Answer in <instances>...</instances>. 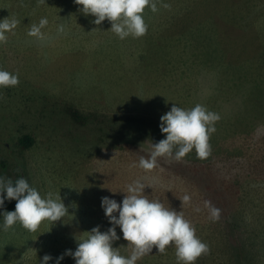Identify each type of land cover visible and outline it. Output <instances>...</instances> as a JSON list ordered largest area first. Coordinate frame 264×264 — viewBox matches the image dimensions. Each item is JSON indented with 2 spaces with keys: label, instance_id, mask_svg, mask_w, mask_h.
Returning a JSON list of instances; mask_svg holds the SVG:
<instances>
[{
  "label": "rangeland",
  "instance_id": "374dc122",
  "mask_svg": "<svg viewBox=\"0 0 264 264\" xmlns=\"http://www.w3.org/2000/svg\"><path fill=\"white\" fill-rule=\"evenodd\" d=\"M181 1L178 6H171L172 0L154 1L156 5L160 4L157 14H163L158 19L161 33L152 35L151 26L139 42L133 37V40L128 39L131 35L123 40L113 35V40L107 39L111 43L106 44L99 43L102 40L97 37H89L94 26L99 25L80 11L82 6L73 0H46L44 3L0 0V20L7 17L18 21L16 28L7 33V41L0 43V69L17 74L19 78L17 86L0 88V176H22L42 198L49 192L60 194L68 208L61 221L52 224L44 220L35 232L23 228L19 222L7 230L0 228V264H39L45 254L53 257L48 264H55L56 257L66 249L75 250L77 239L85 238L87 231L96 225L102 232L106 231L101 198L108 196L118 200L122 185L142 171L133 166L138 164L141 152L133 150L132 143L137 138L141 141L160 133V117L174 104L184 109L201 104L211 112L217 109L224 113L225 110L228 115L232 107L224 103L223 109L221 100L214 98L217 96L211 95L213 99L209 101L201 82L194 87L192 100L180 104L179 94L185 89L182 84L172 100L161 89L165 68L159 72L153 60L158 66V58L169 59L173 53L179 54L175 51L179 38L184 40L190 35L199 38L203 34L200 23L189 25L187 21L196 22L195 17L202 19L205 14L221 18L222 13L233 12V3L239 1L234 7L240 13H248L249 22L225 23L224 29L227 37H234L233 45H248L253 38H258L252 30H264V19L257 18L264 13V0ZM152 12L150 8L147 14L151 16ZM144 15L147 24L150 20L147 22L145 10ZM42 17H47L48 24L42 29L45 38L40 40L29 36L28 32ZM61 25L64 30L58 32ZM177 25L184 26V33L178 35L181 37H174V32L168 36L169 30H176ZM245 29L248 34L242 39ZM143 49L151 51L153 60L149 56L145 60L140 56ZM181 57L182 60L172 62L184 61L177 70L181 68L182 74L187 75L190 69L186 59L189 57ZM209 61L216 62L214 59ZM215 66L222 68L217 62ZM204 69L197 66L195 71L200 75ZM199 78L208 84L207 80ZM255 79L250 73H243L241 80H245V85L248 81L249 85L233 94L247 91V108L253 105L259 109L264 107V76L261 81ZM232 105L233 100L230 101ZM129 116L134 117L128 119ZM227 127L222 126L224 130ZM24 134L34 137L35 144L22 151L18 141ZM215 142L211 133L209 144ZM249 143L250 150H246L249 154H245L243 161H227L228 154L218 159L224 169L239 177L240 184L254 172H251L255 167L253 158L260 153L258 149L254 150L255 143ZM262 144L264 148V140ZM262 151L264 155V149ZM149 173L158 178L166 175L162 165ZM116 190L112 196L111 191ZM195 202L191 200L185 207H192ZM225 206L234 217L222 211V222H213L209 217L206 221V235L213 226L222 234L227 231L226 239L217 237L215 241H209L212 255L209 252L202 254L205 261L211 259L207 264H233L234 261V264H248L252 259L256 264H264V199L241 198L229 201ZM200 240L207 245L206 238ZM226 242L231 243L228 247L230 256L233 254L232 263L225 259L229 256L228 247L227 251L222 249ZM60 264H70V256L66 255Z\"/></svg>",
  "mask_w": 264,
  "mask_h": 264
},
{
  "label": "trees",
  "instance_id": "16d2710c",
  "mask_svg": "<svg viewBox=\"0 0 264 264\" xmlns=\"http://www.w3.org/2000/svg\"><path fill=\"white\" fill-rule=\"evenodd\" d=\"M172 1H174V3L171 2V6H178L182 2L181 0ZM237 4L233 3V12L222 13L221 18H215L216 16L205 14L203 15L204 17H202V19H197L195 17L194 21L196 22L184 20L187 21L186 23H189V25L193 23H200L201 32H203V34L198 36L200 39L191 35V37L187 36V38L184 40L179 38L180 41H178L176 46L177 48L175 47V51L179 54L173 53V57L170 56L169 59L158 58V66H156L155 60L152 59L153 57L150 50L146 51L143 49L142 53L140 54V56H143L144 60L147 59V56H149V59L153 60L154 67L159 72L160 70L164 71L165 68L163 81L160 82L162 84L161 89L167 92V94L171 96V99L172 96L174 97L175 93L180 90L178 87L182 84L183 87L185 85V89L184 93L179 94L180 104L192 100L191 95L194 92V87L198 86L199 82H201L202 88L206 90L205 96H209V101L213 99L211 95L217 96L214 98H219L221 100L223 103L222 107L224 103L228 107H232L229 109L230 112L228 115L225 110L224 113H220L217 109L213 111L219 115L220 119L214 124L215 131L212 133L216 142L211 145L209 144L210 155L207 157V161H205L206 158H197L195 149L186 154V156L180 161L169 160L166 157H160L158 158L157 165H162L165 167V177L158 178L155 175H151L149 171L142 169V171H139L138 174L131 180L129 179V183L127 182L130 184L137 179H142L145 183L152 184V188L150 186L145 188V195H147L150 200H159L166 208H173L176 211L182 212L184 218L188 220L195 228L196 236L199 239L202 237L206 238L208 242V252L210 255H212V251L210 249L209 241H215L217 237L226 239L225 235L227 234V231L222 234L221 231L217 230L213 226L211 227L212 229L210 230L209 234L206 235V221L208 220L209 214L208 210L204 208V201H211L213 206L220 209V213L222 211H227L226 214L228 213L230 217H234V215L229 212V208L225 206L229 201L238 200L241 198L248 200L264 199V155H262V150L264 149L262 144V140H264V107H259L258 109L252 105L247 108V101L245 97L247 91L233 94V91L242 90L249 85L248 81H246L245 85V80H241L243 73L248 72L256 78L255 80L260 79L259 81H261V77L264 76V30H252V32L258 34V38H253V40L249 42L248 45L246 44L243 47H237L236 45H233L234 37L231 39V37L226 36L227 30L224 29L225 23L230 25L231 23L235 22L240 24H247L249 22V14L245 12L240 13L237 7H234V5ZM243 5L247 6V3H244ZM144 10L146 12L147 22L150 20L146 25L147 27L152 26V35L155 36L157 32L161 33L162 31L158 30L159 26H161L158 24V19L161 18L163 14L159 16L160 14H157L159 11L158 9L156 12H152V15L150 16L149 13L147 14V11L150 10V8L146 7ZM89 17L91 21H94L95 18L92 15L89 14ZM171 17L172 15L169 16V19ZM143 18H145V15ZM257 18L264 19V13H261ZM182 21L183 20H180V22ZM163 22H165V20H163ZM256 22L257 19L253 23ZM109 23L110 22L108 20H105L99 24V26H94L89 37H97V40H102L99 43L105 42L106 44H110L111 42L107 39L110 38L113 40V35L116 36V34L111 30V25ZM204 25H206L205 28L203 27ZM177 26L178 27L176 30H169L168 36L169 33L174 32V37H181L178 35H182L184 33V26L183 28H181L179 25ZM99 27L101 30H98ZM246 31L247 29H245V31L241 34L242 39L247 37H245V35L248 34ZM133 38L131 36L128 39L133 40ZM141 38H143V36L134 38V40L139 42L141 41ZM147 52L149 54H147ZM181 53L183 55H180ZM174 56H176V58ZM181 56L189 57L186 59L188 60L187 67L190 69L187 75L182 74L181 68L180 71L177 70L179 64L184 61L172 62L175 61V59L182 60ZM202 58H204L205 61H201ZM209 59H214V61H216L218 65L220 64L222 68L216 67V62L213 63L212 61L211 63ZM197 66H201L202 68L205 67V69L200 74L203 76H200L196 73L197 70L195 71V68L197 69ZM183 69H185V66ZM162 73L164 74V72ZM199 77L207 80L208 84L211 83V86L209 87L208 84L202 82ZM208 88L210 90L209 92H207ZM227 93L231 94L225 97ZM231 100H233L232 106H230ZM258 111L260 113H257ZM133 117L129 116L128 119ZM224 125L228 126L225 130L222 128ZM217 130H220V133ZM160 133H154L155 135L152 134L153 137L150 135L148 137H144L141 139V141L137 138V140L132 143L134 147L133 150L140 151L141 156L148 158L149 146L152 144V142H158L166 135H160ZM250 141L255 143V145L253 144L254 150L258 149L260 153H257V156H254V162L251 160V162L255 163V167L251 171L254 172L251 174L249 173V176H247V178L240 184V180L238 179L239 177L235 173L224 169L223 166L218 163V159H223V154H228V157L225 159L227 161L234 159L243 161L245 154H249V151L246 150H250ZM258 141H260V143H258ZM18 143L22 151H25L35 144V138L29 134H24L19 138ZM147 151L148 154L146 155ZM238 155L239 158H237ZM18 178L19 177H15L11 179L15 181ZM237 179L239 183L237 182ZM127 183L122 185L121 190L126 191V187L128 185ZM121 190L119 195H117L119 197L118 200L116 199L117 202H120L125 195ZM111 192V195L113 196L117 193V190L115 192ZM186 194L191 196L192 201H196L192 207H185L186 204L182 205V201L180 199H182ZM15 204V200H6L4 209L0 210L12 211L15 209ZM196 207H200L201 211H194ZM190 218H193V221H190ZM219 220L222 222L221 217ZM104 223L105 230L107 231V229L110 227V224L106 216L104 217ZM215 232L218 235H213ZM117 234L122 235L120 233L119 227H117ZM113 246L117 247L118 251L123 256H129L131 254L132 249L130 245L122 238L115 241ZM228 246L231 247V243H227V245L223 246L222 249L227 251L226 247ZM228 249L229 256L225 259H230L229 263H232V261H234L232 256L233 254L230 256V248L228 247ZM201 257L202 258L198 257V263L200 264H207V262L211 261V259L209 261H205V258L202 255ZM196 263L197 260L195 264ZM247 263L256 264L254 263L253 259L252 261L249 260ZM70 264H74L72 257H70ZM136 264H177L175 246L170 244L166 247L164 253H159L154 248L151 254L145 255L143 258L139 259Z\"/></svg>",
  "mask_w": 264,
  "mask_h": 264
},
{
  "label": "clouds",
  "instance_id": "9594fccd",
  "mask_svg": "<svg viewBox=\"0 0 264 264\" xmlns=\"http://www.w3.org/2000/svg\"><path fill=\"white\" fill-rule=\"evenodd\" d=\"M44 3L46 0H38ZM76 5L82 6L80 11L85 15L95 17L93 23L99 25L108 20L111 30L120 38L128 36L138 38L147 31L143 19V12L150 7L156 12L154 0H73ZM167 7L168 5H164ZM18 24L16 19L7 17L0 20V43L8 39L7 33L12 32ZM48 24L47 17H42L38 24H33L28 35L43 40L42 29ZM63 25L58 32H63ZM19 84L17 74L0 69V88L15 87ZM220 119L219 115L197 104L191 109H184L175 104L161 117L160 130L166 134L163 139L149 146V156H141L138 166L145 171L157 167L158 158L166 157L169 160L180 161L186 154L195 149L197 158L205 159L210 155L209 138L215 131L214 124ZM152 184L137 179L128 184L125 195L120 202L105 196L101 198V207L108 218L110 227L101 231L99 226L87 231L85 238L77 239L75 250L66 249L55 258V264H60L64 257L70 256L74 264H136L149 255L155 248L164 253L170 244L175 246L177 264H195L198 257L206 254L208 246L195 234V228L186 220L180 211L166 208L159 200H150L145 195V188ZM180 199V198H179ZM15 200V209L0 211L3 223L0 228L7 230L19 222L23 228L35 232L44 220L54 224L68 213L61 195L49 192L42 198L37 189L30 186L24 177L15 181L0 176V209H4L5 201ZM183 204L191 202L190 195L180 199ZM204 208L208 210L209 218L213 222L220 218V209L212 205L211 201H204ZM194 211H201L196 207ZM117 227L122 235L117 234ZM124 239L132 251L129 256H123L113 243ZM53 257L45 254L39 264H48Z\"/></svg>",
  "mask_w": 264,
  "mask_h": 264
}]
</instances>
